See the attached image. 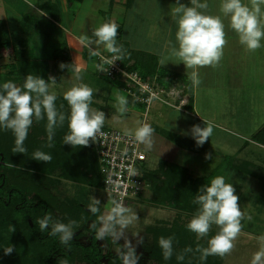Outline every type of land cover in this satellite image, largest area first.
<instances>
[{"label": "rangeland", "instance_id": "1", "mask_svg": "<svg viewBox=\"0 0 264 264\" xmlns=\"http://www.w3.org/2000/svg\"><path fill=\"white\" fill-rule=\"evenodd\" d=\"M100 9L102 10L101 17L109 19L108 13L110 9L108 5L106 4ZM84 19H88V16H84ZM17 21L9 24V27L6 25V28L11 33L13 31L21 41L20 37L23 38L24 35L20 31L21 24L17 23ZM116 21L119 22L118 41L121 43L122 39V42L126 41L128 43L129 38L132 39L130 32L133 28V22L128 19L124 21V30H122L123 21L121 22V19ZM116 21L114 23L117 24ZM92 22L97 24L96 19L92 20ZM18 39H16V43L20 42ZM2 55L4 60L0 61L1 71L5 70L3 66L8 64L7 58L8 55H11V51H5ZM250 55L252 56V54ZM257 58L254 60H258ZM240 65L232 64L231 66L230 64L233 69L236 67L234 75L227 76L230 69L226 68V70L222 69L223 71H219L215 79L205 78V81L211 83V85L222 83L223 90L217 86L207 90L200 89L193 94L191 91L192 83L187 79L179 80L187 83L185 88L181 87V89L183 88L182 91L178 90L180 89L178 86L177 89L167 88V92L161 95L160 100L151 106L155 108L163 104V110H159L167 114L165 118L160 115V119L152 118V108L145 111H142L143 109L141 108H135L131 113L127 111L121 113L118 110L116 97L123 96L128 102L131 101L130 98L117 87L111 86V83H107V80L104 81L101 77L102 74L97 71L98 74L94 73V76L89 74V71L83 72V81L75 80V76H73L75 74L64 72L62 77H59V75L55 76L56 83L50 87L51 92L61 96H63L65 91L81 82L91 87L94 90V95L93 103L90 107L105 113L104 129H113L125 133V129L129 132H134L136 127L143 124L153 127L156 137L154 149L148 151L141 145L142 151L147 156L146 169L148 171H152L155 174L157 171L159 172L162 163L168 165L176 164L186 168L194 182L199 178H204L206 180L205 183H208L215 176L222 175L225 177L226 182L233 183L236 195L239 197L238 204L243 217L241 219V231L233 241L232 250L223 256L222 264H252L254 255L258 252H264V147L259 146L255 136H253L264 124V94L259 88L261 80L254 78L252 74L245 75L244 81L247 85L246 89L243 90L244 95L240 101H245L243 105H246L234 114L236 108L232 109V101H234L236 95L235 93L230 94L229 90L233 81L232 76L235 77L237 71L238 74L243 73L242 68H237ZM257 65L254 63L256 70L259 69H257ZM207 72L215 73L216 71L208 68ZM235 81L241 86L243 79H235ZM164 88L166 89V87ZM222 91H224V94ZM183 98L186 101L192 98V102H194L195 98L194 108L192 106L185 107L189 109V113L175 109L176 106L181 104ZM190 104L188 103V105ZM68 111L70 112V108ZM205 121L214 126V132L203 146L198 147L190 135V130L193 125L205 127ZM157 129L171 132L174 140L166 138ZM207 153H211V158H205ZM244 162L249 163V170L240 166ZM254 172L258 174L255 176ZM158 178L161 180L162 175H158ZM170 184L175 186L172 182ZM186 185L189 190H193V183L187 182ZM53 192L68 204L77 202L84 210H89V205L96 206L98 212L93 222L98 219V228L102 216L107 214L113 206V200L102 187L91 188L86 185L61 180L59 184L53 187ZM194 199L195 197H192L190 200L192 204ZM154 200L155 196L151 190L147 191L142 197L130 198L124 204V206L131 209L135 219L124 230L123 236L115 239L111 236L110 240L108 236L105 240H100L103 253L114 254L125 251L126 260L124 264H150L153 254L151 248L154 241L152 229L173 230L174 233L180 232L183 234L188 222L196 214L197 208L180 211L178 208L157 205L153 203ZM80 230L85 236L82 241L89 239L95 234L92 233V228L89 231L81 227ZM219 231V226L212 225L207 237L197 238L196 234L190 236L191 250L202 248L203 246V248L207 247L208 240ZM78 232H74V236ZM73 264L90 263L76 261ZM99 264H107V260L103 259Z\"/></svg>", "mask_w": 264, "mask_h": 264}, {"label": "trees", "instance_id": "2", "mask_svg": "<svg viewBox=\"0 0 264 264\" xmlns=\"http://www.w3.org/2000/svg\"><path fill=\"white\" fill-rule=\"evenodd\" d=\"M20 24V30L28 33L26 24ZM50 26L57 32L58 29L52 22ZM50 38L52 39L50 34L45 36L44 47H31L26 40H22L23 38L20 37V41L15 34L9 35L6 24L0 23V50L11 47L15 52V61L4 65L5 70H0V85L8 81L18 86L22 85L29 74L40 75L47 80L49 76H52L54 69H57L59 75L62 74L64 69H60L59 65L62 57L66 58L67 55L64 50L65 43L60 41V47L51 50L48 47ZM16 39L20 42L16 43ZM118 44L122 46L121 61L127 69L142 70L141 73L145 79L158 73L159 78L156 80L167 88L181 80L180 76L158 68V59L153 58L156 61L150 62L144 57L134 58V51L130 49L128 43L121 40ZM43 50L48 54L45 58H43ZM127 52L131 54L130 57H127ZM132 57L136 61L130 65ZM51 60L54 63H51ZM101 77L120 90L124 85L104 75ZM57 97V109L64 112L67 117L70 113L69 106L63 96L57 94ZM68 131L66 119L64 126L55 130L53 147H49L46 117L43 120L34 121L25 141L26 153H16L14 152L15 137L12 132L0 130V264H73L76 261L99 264L103 259L107 260V264H124L125 251L114 254L103 253L100 240L95 235L98 219L96 222H93V219L97 215L87 209L84 210L77 202L66 203L53 192V187L61 180L91 188H103L100 163L94 143L89 147H72L64 144L63 137ZM157 131L166 138L174 140L171 132L159 129ZM255 140L264 145V127L255 135ZM38 150L51 154V162L32 159L33 153ZM240 166L249 170L250 165L244 162ZM254 173L255 176L258 174ZM158 175H162L161 180ZM146 178L150 181L151 190L155 196L153 203L163 207L178 208L180 211L198 208L190 200L195 197L206 181L204 178H199L194 182L186 168L166 163H162L159 172L155 174L148 171ZM171 182L175 186L170 184ZM187 182L193 183V190L188 189ZM45 216H50L52 220L49 229L42 232L39 220ZM61 222L70 223L73 225L74 232L79 231L67 245L60 243L59 236L50 235L52 223ZM81 227L89 231L92 228V233L95 234L82 241L85 236L80 230ZM13 228L15 231L11 230ZM152 232L154 241L150 264H222L221 256L212 255L206 261H202L201 253L197 249L187 251L192 247L190 236L195 235L187 228L184 229L183 234L159 228L152 229ZM161 237L173 238V256L167 261L164 260L163 251L159 247L158 241ZM9 246H12L14 251L11 255H5L3 248ZM181 256L183 259H178Z\"/></svg>", "mask_w": 264, "mask_h": 264}, {"label": "clouds", "instance_id": "3", "mask_svg": "<svg viewBox=\"0 0 264 264\" xmlns=\"http://www.w3.org/2000/svg\"><path fill=\"white\" fill-rule=\"evenodd\" d=\"M187 6L177 0V6L171 9L173 21L177 24L175 39L178 44L174 48L168 61L183 63L186 69H192V82L198 84L197 68L216 66L223 56L226 44L224 18L229 19V27L238 35L241 45L249 51L264 47V0H221L220 15L207 12L208 0H190ZM33 7V5H32ZM118 25L114 22L101 24L92 33V38H82L81 44L89 49L90 57H100V63L94 65L97 71L104 72V65H112L114 61L121 60L122 46L118 44ZM97 48L111 54V58L101 55ZM60 69L69 67L61 63ZM71 70L75 80L83 81L82 69L78 66ZM56 83L55 77L49 76L46 80L40 75L29 74L22 85L8 81L0 85V130H10L15 137L14 152L26 153L25 141L34 121L47 119V132L49 147H53L55 130L63 127L65 120L68 122V133L63 137V143L72 147H89L95 143L105 124V113L90 107L93 103L94 90L85 83H79L65 91L63 99L67 102L70 113L65 115L56 106L57 94L50 91L51 85ZM118 110L126 111L127 99L117 96ZM206 122V121H205ZM214 126L206 122L205 127L193 125L190 130L191 137L198 147L203 146L212 137ZM126 135H133L137 143L152 151L156 144L155 130L148 124H143ZM188 134V133H185ZM206 159L211 158V153L206 154ZM32 159L42 162H51V154L36 151ZM130 176H135V169L129 168ZM239 197L233 183L226 182L224 176L212 178L201 186L195 195L193 203L198 206L196 214L187 224V229L196 234L197 238L207 237L212 225H217L220 231L208 240V246L198 248L200 259L206 261L209 256L223 257L233 248V241L241 231L243 217L238 204ZM89 211L96 215L98 208L89 205ZM135 215L123 203L113 201V206L107 214L100 219V226L96 230L99 240L108 236L114 239L123 236L124 230L134 221ZM250 219V217H249ZM52 218L45 216L39 220L40 230L49 229ZM15 231V229H11ZM51 236H59L61 244L67 245L74 238L73 225L70 223H52ZM163 251L164 260L173 256V238L161 237L158 241ZM5 255H11L12 246L3 248ZM191 251V248L187 249ZM183 259V257H178ZM252 264H264V252H258L252 259Z\"/></svg>", "mask_w": 264, "mask_h": 264}, {"label": "crops", "instance_id": "4", "mask_svg": "<svg viewBox=\"0 0 264 264\" xmlns=\"http://www.w3.org/2000/svg\"><path fill=\"white\" fill-rule=\"evenodd\" d=\"M179 2L191 6L190 0H179ZM244 2L248 3L249 0H244ZM220 3L221 0H208L209 7L207 12L220 15ZM106 4L110 9L108 13L110 16L109 19L101 17L102 10L100 8ZM176 6L177 0H0V23H5L9 27V24L15 23V21L19 20L17 23L26 24L28 33L26 31H20L24 35H22V40H26L31 47H44L45 36L49 34L50 37H52V39H49L48 44V47L51 50H55L58 46L60 47V41H63L65 43L64 50L67 55L66 58L62 57L60 62L69 65V67H65L66 69L68 68L67 70L64 68L63 73L69 72L74 74L71 70V65H73V67H80L82 73L89 71L88 73L94 76L97 74V70L94 67V65L97 64V58L89 56V49L81 44V39H91L93 31L106 21L115 22L117 19H121V22L123 21L121 28L124 30L123 23L128 19L133 22V28L130 32V37L132 39L129 38L128 45L130 49L134 51V58L144 57V59H149L150 62L156 61L153 58L158 59V68L176 74L180 76L179 78L181 79L189 80L192 83L191 91L193 94L200 89L207 90L217 86L223 90L222 83L211 85V83L205 81V78L215 79V76L219 74V71L222 69L226 70V68L230 69L227 76L234 75L236 67L233 69V67H230V64L231 66L232 64H241L240 66H237V68H242L243 72L238 74L237 71V75L235 77L232 76L233 81L230 84L231 89L229 88L230 94L235 93L236 95L234 101H232V109L236 108L234 114L239 109H243V106L246 105H243L245 101H240L244 95L243 90L246 89L247 85L244 81L245 75L252 74L254 75V78L261 80V86L259 88L264 94V47L255 51L246 50V47L240 44L238 35L229 27L228 18H224L226 44L223 48V56L218 65L200 67L195 70L198 73V84L194 85L192 82V69H186L183 63H177L178 61H175L174 59L168 61L166 58L170 56L174 48L178 47L175 39L177 24L173 21L171 16V9ZM84 16H88V19H84ZM94 17L97 20V24L92 22V20H95ZM50 22H52L58 29L57 32L55 29L51 28ZM116 22L118 25L119 22ZM8 33L11 36L14 34L13 31L11 33L9 30ZM12 47L14 46L12 45ZM92 47L102 53H106L102 45L97 48V46L93 44ZM8 50L11 51V55H8L7 60L9 62L7 63H13L15 61V52L11 47L0 50V61L4 60L2 54ZM250 54H252V56ZM46 55H48L47 52L43 50V58H45ZM126 55L127 57L131 56L128 52ZM261 56H263V58H261ZM134 58L132 57L130 60V65L135 63L136 59ZM255 58L258 60H254ZM50 62L54 63L53 60ZM254 63L258 64V70H256ZM208 68L212 69V71L215 70L216 72H207ZM137 71L140 73L142 72V70ZM62 74L59 75L57 69H54L52 77L56 75L62 77ZM158 78L159 74L157 73L155 76L147 79ZM235 79H243L241 86L236 83ZM186 85V82L176 81L168 88L177 89L178 86L180 88L178 90L182 91ZM161 86L165 87L163 85ZM181 87L183 88L181 89ZM222 93L224 94V91H222ZM131 103L132 101L128 102L126 107L132 106ZM188 103L190 104V99L186 101L183 98L180 104L181 106H176L175 109L189 113V109H186L185 107L192 106L194 108L195 98L194 102H191L192 104L188 105ZM134 108L137 109L141 107L136 105ZM153 108L151 110L152 118L160 119V115H162L161 117L163 118L166 117L165 115L167 113L165 114L160 111L164 108L163 104L159 105V107L157 106L154 109ZM263 127L264 124H262L260 129L255 132L253 136H255ZM259 146L264 147V145L260 143Z\"/></svg>", "mask_w": 264, "mask_h": 264}, {"label": "built area", "instance_id": "5", "mask_svg": "<svg viewBox=\"0 0 264 264\" xmlns=\"http://www.w3.org/2000/svg\"><path fill=\"white\" fill-rule=\"evenodd\" d=\"M101 55L111 58V54L107 52H101ZM96 58L97 63H100V57ZM104 68V72L98 73L124 84L121 91L133 103L126 107L128 113L135 109V105H139L142 111L149 110L167 92L156 79H145L139 71L127 69L121 60L114 61L112 65H104ZM94 145L100 163L103 188L113 201L124 205L130 198L142 197L147 191H151V183L146 178L147 156L133 135L102 128ZM129 168L135 169V176L129 175Z\"/></svg>", "mask_w": 264, "mask_h": 264}]
</instances>
